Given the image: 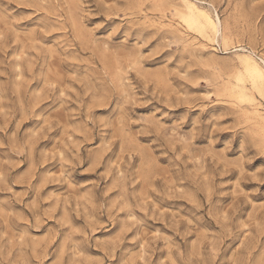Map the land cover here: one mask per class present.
Here are the masks:
<instances>
[{
    "label": "rangeland",
    "instance_id": "374dc122",
    "mask_svg": "<svg viewBox=\"0 0 264 264\" xmlns=\"http://www.w3.org/2000/svg\"><path fill=\"white\" fill-rule=\"evenodd\" d=\"M251 63L264 0H0V264H264Z\"/></svg>",
    "mask_w": 264,
    "mask_h": 264
},
{
    "label": "bare ground",
    "instance_id": "6f19581e",
    "mask_svg": "<svg viewBox=\"0 0 264 264\" xmlns=\"http://www.w3.org/2000/svg\"><path fill=\"white\" fill-rule=\"evenodd\" d=\"M190 10V9H189ZM198 14H200V15H202L203 13L201 12V11H198ZM191 18V17H190ZM188 20H189V18H188ZM206 21H210L209 20V18L208 17H206ZM211 21H213V20H211ZM195 22V21H194ZM218 22V21H217ZM217 22H216V24L215 25H218L217 24ZM216 27V26H215ZM212 28V27H211ZM213 29V28H212ZM215 30H216V28H215ZM218 30V29H217ZM216 32V31H215ZM245 59V58H244ZM253 63V62H252ZM251 63V64H252ZM246 64V63H245ZM247 66H248V64H247ZM251 67V73H253L255 76H257L259 79H260V74H261V71H260V69L257 67V66H255V65H253L252 64V66H250ZM248 70V69H247ZM252 76V75H251ZM255 78V77H254ZM257 79V78H256Z\"/></svg>",
    "mask_w": 264,
    "mask_h": 264
},
{
    "label": "snow or ice",
    "instance_id": "6c2138e0",
    "mask_svg": "<svg viewBox=\"0 0 264 264\" xmlns=\"http://www.w3.org/2000/svg\"><path fill=\"white\" fill-rule=\"evenodd\" d=\"M260 79H261L262 81H264V73H261V74H260Z\"/></svg>",
    "mask_w": 264,
    "mask_h": 264
}]
</instances>
